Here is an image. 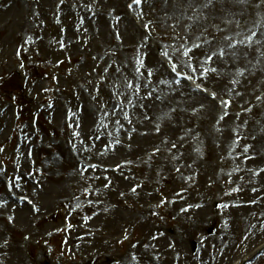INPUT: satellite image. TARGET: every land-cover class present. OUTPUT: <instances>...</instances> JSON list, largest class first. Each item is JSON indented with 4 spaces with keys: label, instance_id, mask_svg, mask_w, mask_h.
Wrapping results in <instances>:
<instances>
[{
    "label": "rangeland",
    "instance_id": "1",
    "mask_svg": "<svg viewBox=\"0 0 264 264\" xmlns=\"http://www.w3.org/2000/svg\"><path fill=\"white\" fill-rule=\"evenodd\" d=\"M129 4L0 0V264L53 212L115 198L123 212L82 207L78 224L159 229L152 264H264V0H245L235 25L232 0ZM36 204L44 220L28 227ZM48 229L22 245L25 264H91Z\"/></svg>",
    "mask_w": 264,
    "mask_h": 264
},
{
    "label": "bare ground",
    "instance_id": "2",
    "mask_svg": "<svg viewBox=\"0 0 264 264\" xmlns=\"http://www.w3.org/2000/svg\"><path fill=\"white\" fill-rule=\"evenodd\" d=\"M232 2L240 3L239 6V12L235 11L233 13L234 22L233 25L240 23L242 18H239L242 13V5L245 4V0H232ZM233 30L230 31L232 33H241L242 31L239 28L232 27ZM254 43H258L257 39L254 41ZM238 48V47H237ZM233 53V51H232ZM238 56L237 53H234ZM247 56H244V58ZM262 60H264V55L262 56ZM233 64L235 63V60L238 61L239 57L232 58ZM252 60V59H247ZM259 61L257 62H248V65L242 64L241 67H246L253 64V67H255ZM237 66V67H240ZM191 86H194V83H191ZM112 114V113H111ZM109 116V115H108ZM107 116V118H108ZM6 124L5 117H4V111L0 112V130L3 128V126ZM111 128V127H110ZM80 170H97L96 174L98 175H107L109 177H112L114 179L120 180L125 178L124 173L121 170V167L115 170V173H113L111 170H108L104 167L99 166H93V167H86L83 165H80ZM170 178H165V180H169ZM105 189V188H103ZM111 192H108V195L110 196ZM113 193V192H112ZM75 196V195H73ZM111 197V196H110ZM80 198V197H79ZM112 199V197H111ZM215 205H217V202H215ZM23 206V205H21ZM127 208L128 205H125ZM82 207H85L88 209V214H86L85 219L91 220L95 219L98 212H103L108 219H112V215L114 213L113 218L116 216L117 213L123 212V207L120 205L117 198H115V202L111 204H105L104 202L99 203L98 205H91V204H80L78 207H75L73 205L70 206L68 212H64L63 219H68V225H63V219L62 217L57 213L53 212L52 217L55 215L56 219L51 220H45L44 223L41 224V226L38 227V229H29L28 237L22 241V245L30 244L32 238L39 237L41 234V231H49L48 227L54 228L56 225L60 224L61 229L65 230L67 237L66 241L68 245L74 250L78 252V250H81L85 254V258L88 259L91 264H97V258L106 260V256L112 258L111 261L108 264H152V255H151V241L155 234H158L160 231L159 229H148V225L145 223H139L137 220L131 216L125 217V221L122 225H119L118 223H110L108 225H101V226H95L94 228L88 227L85 225H79V213ZM90 207V208H89ZM28 209V208H27ZM131 210L133 212H137V210L134 206L131 207ZM29 211V215L27 218V224L28 227L31 226V222H40L44 220L43 216L37 215L41 212V207L39 205H35L34 209ZM69 213H72V216L69 217ZM73 213L77 216H73ZM144 221H149V219H146ZM143 221V222H144ZM102 223V222H101ZM138 228L140 229L142 238L141 240H138V243H136V240L134 236L137 233ZM87 232V233H86ZM128 236L127 240H124L125 237ZM86 240L87 243L84 241ZM14 245V243H13ZM12 245V248H13ZM22 245L19 246L18 244L14 245V253L16 258V264H25L23 258L21 257V249ZM125 249L124 252H120L121 249ZM105 250H112L111 253H104ZM119 252L116 253L115 251ZM180 258L181 256L177 257V262L180 264ZM66 260L67 258H63ZM132 261H129V260Z\"/></svg>",
    "mask_w": 264,
    "mask_h": 264
},
{
    "label": "snow or ice",
    "instance_id": "3",
    "mask_svg": "<svg viewBox=\"0 0 264 264\" xmlns=\"http://www.w3.org/2000/svg\"><path fill=\"white\" fill-rule=\"evenodd\" d=\"M209 2H211V0H209ZM133 3H135L136 5H140L142 3V0H133ZM131 7H132V4H129V8H131ZM197 47H199V45H197ZM191 51L192 50L189 49L188 51H186L184 53V55H188ZM165 55H167V54L165 53ZM209 59H211V57H209ZM173 71H175V68L173 69ZM189 79H190V77H189ZM197 87H199V85H197ZM212 96H213V98H215V94L214 93L212 94ZM222 103H229V102L222 101ZM133 191H135V189H133Z\"/></svg>",
    "mask_w": 264,
    "mask_h": 264
}]
</instances>
